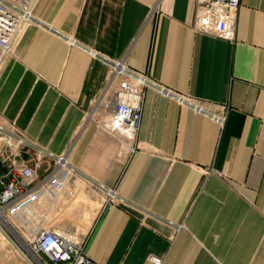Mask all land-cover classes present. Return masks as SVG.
<instances>
[{"label": "crops", "instance_id": "crops-1", "mask_svg": "<svg viewBox=\"0 0 264 264\" xmlns=\"http://www.w3.org/2000/svg\"><path fill=\"white\" fill-rule=\"evenodd\" d=\"M195 2L38 0L0 67V125L77 169L50 219L94 264H264V0H240L233 41L193 30ZM102 57L156 86L134 142L105 127ZM11 160L0 136V173ZM95 181L123 200L100 207ZM0 264H29L2 231Z\"/></svg>", "mask_w": 264, "mask_h": 264}, {"label": "built area", "instance_id": "built-area-1", "mask_svg": "<svg viewBox=\"0 0 264 264\" xmlns=\"http://www.w3.org/2000/svg\"><path fill=\"white\" fill-rule=\"evenodd\" d=\"M37 2L0 0V67L12 52L14 40L26 24L35 20L33 10ZM239 4L240 0H196L191 25L193 30L226 41L235 40ZM102 60L110 66L112 76L119 77L111 94V112L105 127L134 142L142 119L144 88L156 86L144 74L126 66L123 60L105 57ZM157 89L202 112L199 102L163 87ZM217 118L221 123L224 120L222 116ZM0 136L12 158L9 168L0 173V231L6 232L29 264H94L86 253V241L73 230L56 229L50 219L67 177L78 178L77 169L68 162L67 155H55L39 148L14 123L0 125ZM131 151H134V146H131ZM24 153H28L29 157L24 158ZM38 170L48 171L40 177ZM79 186L83 183L79 182ZM92 186L100 207L123 200L115 189L107 188L100 182L95 181ZM36 195L42 199L44 207L41 224L34 229L26 222L37 215L29 214L27 207L32 200H36ZM151 261L161 264V259L157 257H151Z\"/></svg>", "mask_w": 264, "mask_h": 264}, {"label": "bare ground", "instance_id": "bare-ground-1", "mask_svg": "<svg viewBox=\"0 0 264 264\" xmlns=\"http://www.w3.org/2000/svg\"><path fill=\"white\" fill-rule=\"evenodd\" d=\"M108 86V85H107ZM107 89V88H106ZM105 93V92H104ZM102 95V94H101ZM104 97V96H103ZM98 99H101L98 98ZM100 101V100H99ZM96 105H97V102H96ZM122 141V140H121ZM130 144V143H129ZM38 195L35 196V198L37 197ZM36 201H38L36 203ZM35 203V204H34ZM28 208V213L29 214H37L36 216H31L28 220H27V225L28 227L30 228H37L40 224H41V217H42V214H41V211H43V207H44V202L42 201L41 198L37 197L36 200H32L30 204L27 205ZM43 224V223H42Z\"/></svg>", "mask_w": 264, "mask_h": 264}]
</instances>
